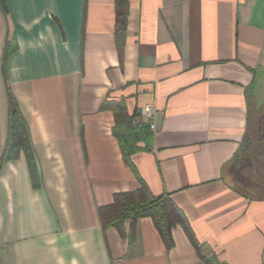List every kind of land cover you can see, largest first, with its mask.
<instances>
[{
    "label": "crops",
    "instance_id": "1",
    "mask_svg": "<svg viewBox=\"0 0 264 264\" xmlns=\"http://www.w3.org/2000/svg\"><path fill=\"white\" fill-rule=\"evenodd\" d=\"M0 158L8 103L22 152L0 170V264H264V198L235 174L264 110V0H129L119 54L114 0H4ZM155 131L124 159L109 104ZM138 122V123H135ZM140 125V124H138ZM144 186L181 213L166 250L149 218L102 229L98 209Z\"/></svg>",
    "mask_w": 264,
    "mask_h": 264
},
{
    "label": "trees",
    "instance_id": "2",
    "mask_svg": "<svg viewBox=\"0 0 264 264\" xmlns=\"http://www.w3.org/2000/svg\"><path fill=\"white\" fill-rule=\"evenodd\" d=\"M0 7L4 9V0H0ZM129 9V0H114V38L116 48L120 54L125 38L126 19ZM113 114L114 127L113 135L117 140L122 156L127 159L138 152V142L149 140L146 128L143 125H133V117H128L124 105L120 102L108 105ZM255 117L250 119L244 153L236 156L234 164L248 162L254 153L257 157L263 156L264 149V116L260 115L257 122ZM8 139L6 144V157L0 158V170L5 160L16 159L20 152L25 156L29 176L34 188L37 187V176L24 122L11 101L8 103ZM259 198H264L261 196ZM98 218L102 229L114 228L121 232L126 221L133 226L137 220L149 218L166 250L173 247L171 230L174 226L180 225L186 234L190 230L181 213L172 205L168 197L152 199L147 189L141 186L139 190L130 193L115 194L112 203L98 209Z\"/></svg>",
    "mask_w": 264,
    "mask_h": 264
},
{
    "label": "rangeland",
    "instance_id": "3",
    "mask_svg": "<svg viewBox=\"0 0 264 264\" xmlns=\"http://www.w3.org/2000/svg\"><path fill=\"white\" fill-rule=\"evenodd\" d=\"M264 89V83L261 84L260 90ZM264 116V110L255 114L254 120ZM264 150V149H263ZM248 162L242 161L235 168V174L232 178L234 182H238V188L249 197L257 198L264 196V151L262 157H257L254 153L249 155Z\"/></svg>",
    "mask_w": 264,
    "mask_h": 264
},
{
    "label": "built area",
    "instance_id": "4",
    "mask_svg": "<svg viewBox=\"0 0 264 264\" xmlns=\"http://www.w3.org/2000/svg\"><path fill=\"white\" fill-rule=\"evenodd\" d=\"M140 118L141 120H146V122L148 123V128L150 131L154 132L155 131V125L151 122L152 119H153V114H152V110H151V107L149 105H146V106H143L141 109H140ZM142 121H138V122H135V123H138V124H142ZM137 124V125H138Z\"/></svg>",
    "mask_w": 264,
    "mask_h": 264
}]
</instances>
